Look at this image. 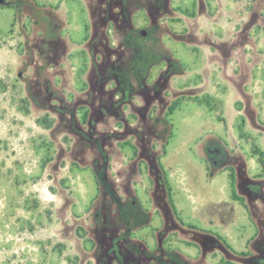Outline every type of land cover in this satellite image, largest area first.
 Returning a JSON list of instances; mask_svg holds the SVG:
<instances>
[{
	"label": "rangeland",
	"instance_id": "1",
	"mask_svg": "<svg viewBox=\"0 0 264 264\" xmlns=\"http://www.w3.org/2000/svg\"><path fill=\"white\" fill-rule=\"evenodd\" d=\"M0 264H264V0H1Z\"/></svg>",
	"mask_w": 264,
	"mask_h": 264
},
{
	"label": "crops",
	"instance_id": "2",
	"mask_svg": "<svg viewBox=\"0 0 264 264\" xmlns=\"http://www.w3.org/2000/svg\"><path fill=\"white\" fill-rule=\"evenodd\" d=\"M215 177H216V176H213V178H211V181H213V179H214ZM168 187H169V190H170V192H171V196H172V200H173V206H174V209H175L178 213L182 214V211H180L179 208H178V204H177V202L174 201V193L172 192V189L170 188L169 183H168Z\"/></svg>",
	"mask_w": 264,
	"mask_h": 264
},
{
	"label": "trees",
	"instance_id": "3",
	"mask_svg": "<svg viewBox=\"0 0 264 264\" xmlns=\"http://www.w3.org/2000/svg\"><path fill=\"white\" fill-rule=\"evenodd\" d=\"M230 188L233 190V179L232 178L230 179ZM168 189H169V187H168ZM234 200L235 201L236 200L239 201L240 204L242 202V199L241 198H235Z\"/></svg>",
	"mask_w": 264,
	"mask_h": 264
},
{
	"label": "water",
	"instance_id": "4",
	"mask_svg": "<svg viewBox=\"0 0 264 264\" xmlns=\"http://www.w3.org/2000/svg\"><path fill=\"white\" fill-rule=\"evenodd\" d=\"M0 3H1V0H0ZM140 35L144 36L145 32L144 31H140Z\"/></svg>",
	"mask_w": 264,
	"mask_h": 264
}]
</instances>
